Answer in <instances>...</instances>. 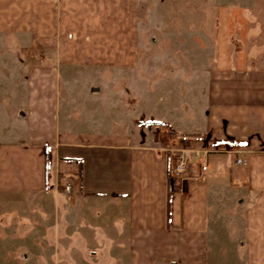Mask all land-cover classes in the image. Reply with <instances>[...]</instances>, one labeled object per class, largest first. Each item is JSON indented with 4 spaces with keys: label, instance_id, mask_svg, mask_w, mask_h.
Wrapping results in <instances>:
<instances>
[{
    "label": "crops",
    "instance_id": "obj_1",
    "mask_svg": "<svg viewBox=\"0 0 264 264\" xmlns=\"http://www.w3.org/2000/svg\"><path fill=\"white\" fill-rule=\"evenodd\" d=\"M214 1L144 54L138 0H0V264H264V0Z\"/></svg>",
    "mask_w": 264,
    "mask_h": 264
},
{
    "label": "rangeland",
    "instance_id": "obj_2",
    "mask_svg": "<svg viewBox=\"0 0 264 264\" xmlns=\"http://www.w3.org/2000/svg\"><path fill=\"white\" fill-rule=\"evenodd\" d=\"M208 2L210 4H213L214 0H138V7H137V19L139 21L140 27L138 29V36L141 42L144 43L143 47V53L144 54H150L152 52H157L156 48L152 45V40L150 38H176L179 39L181 42H185V38L190 37L188 35V31L192 32L193 37H200L201 31L198 28H193L192 30L181 28H171L167 24L164 26L163 24L159 25V23H164L165 21H174V22H184L193 20L194 23H197L201 20V15L199 13V10L202 8V5L207 6ZM213 2V3H211ZM209 5V4H208ZM207 32H211V30H208ZM139 47H141L139 45ZM163 47V46H162ZM195 47V46H194ZM165 49H171L176 52L179 49H183L184 45H171V46H164ZM176 49V50H175ZM107 105L110 104V101L112 103V106H114L117 109V112L120 113V103L123 104V100H121V96L124 94V89L127 88L128 94L127 98L130 100H133L132 103L127 102L128 107L126 108L128 111H132L133 114H135L136 110V102L134 99V96L136 92L141 93V90H144V100L145 102H149L152 97L155 95V93H152V88L154 86L153 79H160L161 81L170 80L172 85L180 86V79L178 78H158V77H150V76H144V77H124V76H117L107 73ZM175 79L177 81H175ZM143 84V86H141ZM182 88V86H180ZM142 88V89H140ZM157 95V94H156ZM165 99H170L171 95L170 93H163L161 94ZM175 95V94H174ZM178 99H185L186 97L185 92L179 91L176 93ZM175 95V96H176ZM125 96V94H124ZM172 98V97H171ZM131 106V107H130ZM108 109V107H107ZM109 113V111L107 112ZM115 113L112 112V117L115 118L119 117L120 115H113ZM123 118V116L121 117ZM134 135L136 133H133ZM181 149H178V151ZM186 150V149H183ZM179 153V152H177ZM193 155L191 152L188 153V155ZM241 167V166H240ZM244 168V167H241ZM1 248V247H0ZM2 249H0V252ZM2 255V254H1Z\"/></svg>",
    "mask_w": 264,
    "mask_h": 264
},
{
    "label": "built area",
    "instance_id": "obj_3",
    "mask_svg": "<svg viewBox=\"0 0 264 264\" xmlns=\"http://www.w3.org/2000/svg\"><path fill=\"white\" fill-rule=\"evenodd\" d=\"M179 152V153H177ZM192 153V157L199 163L200 171L205 173L207 171V150H170L169 162H168V176L171 179L178 178L183 175L185 168L187 167V155ZM235 164L237 166L245 167L247 165V158L238 157L235 158ZM71 188V182L69 179H65L62 183V191L64 194H69Z\"/></svg>",
    "mask_w": 264,
    "mask_h": 264
}]
</instances>
